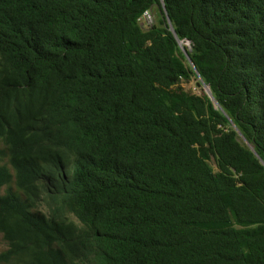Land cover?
Returning <instances> with one entry per match:
<instances>
[{
	"label": "trees",
	"instance_id": "16d2710c",
	"mask_svg": "<svg viewBox=\"0 0 264 264\" xmlns=\"http://www.w3.org/2000/svg\"><path fill=\"white\" fill-rule=\"evenodd\" d=\"M163 3L0 0V264H264V0Z\"/></svg>",
	"mask_w": 264,
	"mask_h": 264
},
{
	"label": "water",
	"instance_id": "95a60500",
	"mask_svg": "<svg viewBox=\"0 0 264 264\" xmlns=\"http://www.w3.org/2000/svg\"><path fill=\"white\" fill-rule=\"evenodd\" d=\"M162 4H163V6H164L163 0H162ZM164 12L167 14L165 6H164ZM167 19H168V22H169V25H170V29H171V31L174 32V29H173V27H172V25H171V22H170L169 17H167ZM174 34H176V33L174 32ZM178 42H179V44H180V48H181V50L183 51L184 55L186 56L187 60L190 62V64L192 65V67H193L194 70H195V66H194V64H193V62H192V60H191L190 55H189V51L191 50V48H190V44L187 43V44L184 46V45H183V41L178 40ZM196 72H197V71H196ZM197 74H198V73H197ZM198 78H199L198 86H202V79H201L200 77H198ZM204 89H205V91L207 92V94H208L209 96L212 97V92H211L210 88H209L208 86H205ZM251 150H252L253 152H255V150H254L253 147H251ZM255 154H256V153H255ZM256 156H258V155L256 154ZM260 160H261V159H260ZM261 162L263 163V160H261Z\"/></svg>",
	"mask_w": 264,
	"mask_h": 264
},
{
	"label": "rangeland",
	"instance_id": "374dc122",
	"mask_svg": "<svg viewBox=\"0 0 264 264\" xmlns=\"http://www.w3.org/2000/svg\"><path fill=\"white\" fill-rule=\"evenodd\" d=\"M152 21L151 23H149L150 25L149 26H154V25H158L159 24V21L161 20V14L158 10L157 7H155L153 10H152ZM6 249V246L4 244L0 245V253L3 252L4 250Z\"/></svg>",
	"mask_w": 264,
	"mask_h": 264
},
{
	"label": "built area",
	"instance_id": "2783aa9c",
	"mask_svg": "<svg viewBox=\"0 0 264 264\" xmlns=\"http://www.w3.org/2000/svg\"><path fill=\"white\" fill-rule=\"evenodd\" d=\"M152 11H147L144 13V15L139 19V23L140 25L142 26L143 29L147 30L148 28L152 27V26H149L152 21Z\"/></svg>",
	"mask_w": 264,
	"mask_h": 264
},
{
	"label": "bare ground",
	"instance_id": "6f19581e",
	"mask_svg": "<svg viewBox=\"0 0 264 264\" xmlns=\"http://www.w3.org/2000/svg\"><path fill=\"white\" fill-rule=\"evenodd\" d=\"M184 45V44H183ZM185 46V45H184Z\"/></svg>",
	"mask_w": 264,
	"mask_h": 264
}]
</instances>
